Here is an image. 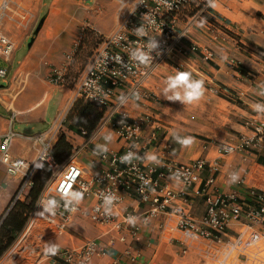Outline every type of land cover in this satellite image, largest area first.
<instances>
[{
    "label": "crops",
    "instance_id": "1",
    "mask_svg": "<svg viewBox=\"0 0 264 264\" xmlns=\"http://www.w3.org/2000/svg\"><path fill=\"white\" fill-rule=\"evenodd\" d=\"M136 1L41 0L31 13L33 17L24 25L25 30L7 33L1 25V30L14 41L15 50L10 59L0 56V65L10 69L9 78L0 79V141L9 130L16 131L18 135L11 146L12 156L32 162L43 147L35 137L51 133L62 122L63 131L74 147L73 152L79 149L78 161L86 171L94 172L108 168L99 159L101 152L123 148L124 142L113 123L118 113L126 110L133 118L147 117L144 139H149L154 130L158 134V140L150 144V163L159 166L166 158L185 163L206 159L208 164L202 172L203 188L211 193L238 191L246 197L248 186L239 180L246 177L264 182L263 141L256 139L251 149L236 153L222 154L218 148L222 142H239L244 137L256 135L247 121L260 119L259 112L264 109L263 102L255 97L259 91H264V75H258L254 70L264 69V57L254 52L257 50L264 56V16L259 15V12L264 14V0H250L241 10L236 9L231 0H210L201 9L195 7L182 12L176 26L178 46L184 52L177 59L168 58L148 76L145 89L149 95L128 98L130 85H127L118 89L91 136L69 128L67 116L78 98L79 80L88 52L98 43L93 39L94 35H89L85 48L72 60L68 59L82 26L86 23L104 36L112 35L130 15ZM27 15L28 12L20 14L22 18ZM42 17L43 25L33 43L16 61V52L34 35L36 27L30 32L32 23H39ZM223 27L232 32L231 35ZM194 45L196 50L192 49ZM207 51L211 52L209 58L206 57ZM55 68L65 73L64 83L51 80ZM178 70L189 71L193 79L204 80V95L192 106L182 104L178 108L176 99L168 98L177 92L184 95L183 88L169 89L167 84V78ZM257 105L261 107L257 108ZM205 108L213 113H203ZM253 109L257 110L256 114ZM198 110L203 111L197 114ZM188 114L193 118L182 123ZM198 120L210 121L217 128L220 126L219 131L210 134L199 130L200 127L195 125ZM188 138L193 142L184 145L182 141ZM167 145L170 146L167 148ZM93 160L96 162L92 163ZM215 164L218 166L215 180L207 183L212 175L211 167ZM161 180L162 186L168 184L176 192L185 190L186 194L175 200L176 206L189 211L197 219L206 213L204 196L195 195L193 189L184 188L171 176ZM20 183L21 177L8 173L0 159V216L9 208ZM123 195L117 212L120 215L125 211L139 214L137 236L134 237L129 230L124 231L126 239H116L112 244L110 239L118 232L98 226L77 213L63 231L40 221L24 248H16L6 264H65L62 258L46 254L45 249L50 244L59 248H77L93 238L99 240L105 253L95 255L90 264H220L219 250L222 247L197 235L185 234L177 227V215L171 214L170 208L143 223L141 216L147 212L150 203L141 201L136 193ZM94 201L90 197L84 203L90 206ZM245 228L244 221H232L227 234L236 235ZM23 235L26 234L23 232ZM9 248L0 259L8 256Z\"/></svg>",
    "mask_w": 264,
    "mask_h": 264
},
{
    "label": "built area",
    "instance_id": "2",
    "mask_svg": "<svg viewBox=\"0 0 264 264\" xmlns=\"http://www.w3.org/2000/svg\"><path fill=\"white\" fill-rule=\"evenodd\" d=\"M205 2L137 0L120 29L109 36L100 34L85 23L68 59L72 60L85 48L89 35H94L93 39L98 43L87 58L77 96L106 107L116 97L118 89L127 85H130L128 98L148 96L149 92L145 89L148 76L168 58H177L184 52L178 46V16L191 8H203ZM2 18L3 14H0V56L10 59L15 43L1 30ZM139 29L143 31L138 32ZM192 49L196 50L197 46L194 45ZM141 55L147 56L148 60L142 63L139 59ZM210 56L211 52L207 51L206 57ZM52 73L53 82H65V73L61 69L55 68ZM9 76V67L0 65V79L7 80ZM146 121L145 116L133 118L128 111L121 110L113 125L124 142L123 148L101 152L99 159L108 168L94 172L86 171L78 161L79 149L72 151L62 162L53 156L51 150L63 130L62 122L51 133L35 137L42 142L43 147L37 159L32 162L12 156L11 146L18 133L14 130L6 132L0 141V159L8 173L21 177L13 204L25 200L35 175L45 163L50 165L52 171L28 215L26 232L39 220L63 231L74 216L81 213L96 225L118 232L112 236L110 243L113 244L116 239L124 241V231L129 230L134 237L137 236L140 228L139 214L125 211L120 215L117 207L123 201V193H136L141 201L150 203L147 212L141 216L143 223H148L159 212L170 208V213L177 215V227L185 234L197 235L222 247L219 250L220 264H264V182L246 177L239 180L248 186L246 197H242L238 191L211 193L202 187V172L208 164L206 159L198 158L185 163L166 158L159 166L150 163V144L158 140V134L154 130L149 139H144ZM255 131L256 135L252 138L220 143L219 152L229 154L246 151L254 145L256 139L263 141L264 146V121L258 123ZM81 134L87 136V130L83 128ZM211 170L212 175L207 183L214 182L217 164ZM168 176L184 188L193 189L195 195L205 197L207 211L201 218L197 219L189 211L176 206L175 200L186 192H176L168 184L162 186L161 179ZM67 184H71V188L65 191L63 187ZM90 197L95 201L86 206L84 202ZM232 221H244L245 230L236 235H228L227 229ZM19 243L9 248L8 256L0 259V264H6ZM54 247L59 251L51 256L62 258L65 264H90L95 255L105 253V248L97 238L89 239L77 248H59L53 244L48 248Z\"/></svg>",
    "mask_w": 264,
    "mask_h": 264
},
{
    "label": "trees",
    "instance_id": "3",
    "mask_svg": "<svg viewBox=\"0 0 264 264\" xmlns=\"http://www.w3.org/2000/svg\"><path fill=\"white\" fill-rule=\"evenodd\" d=\"M106 111V106L78 97L68 113V126L77 132H81L84 128L87 130V136H91L104 118ZM73 148L65 132L61 131L51 152L58 162H62L72 153ZM51 173L50 165L45 163L35 175L34 183L27 193L26 199L18 200L13 204V198L9 208L0 216V257L23 231L28 215Z\"/></svg>",
    "mask_w": 264,
    "mask_h": 264
},
{
    "label": "rangeland",
    "instance_id": "4",
    "mask_svg": "<svg viewBox=\"0 0 264 264\" xmlns=\"http://www.w3.org/2000/svg\"><path fill=\"white\" fill-rule=\"evenodd\" d=\"M40 1L41 0H0V14H3L2 24L1 25L5 29V31L8 33V32H11V31L20 32L22 30H25L26 28H24V25L28 24L29 19L33 17V16H31V13H32L33 10H35V9L38 8L37 6L40 4ZM248 1H250V0H231V3L234 4V7L236 9L241 10V9H244V6L246 7V5H248V3H249ZM208 3H210V0H208V1L205 2V4H208ZM203 4H204V1H203ZM22 12H28L29 15H27L25 18H22L20 16V14ZM259 15L264 16V14L262 12H259ZM37 20H38V18H37ZM36 25H38V22L37 21H34L32 23V25H31L32 28H30V32L35 29L34 27H36ZM223 29L228 34L230 33L227 29H225V27H223ZM231 33H230V35H231ZM232 36L233 37H236V34H233ZM29 42H30V40L26 43V46H22L16 52V54H15V60L16 61L23 55V52L29 46ZM254 52H255V54L260 55L261 57H264L262 53H257V52H259L257 50H255ZM88 53L90 55L92 53V50H89ZM175 59H177V58H175ZM174 61H176V60H174ZM254 70L257 71L256 74L261 75V76L264 75V69L255 68ZM182 94H181V96H183ZM255 97L258 98L261 102H263V106H264V91L263 92L259 91L258 94H255ZM175 104L179 108V106H181L182 104L183 105L184 104H188V105L192 106L194 104V102L193 103H187V102H185L182 99H176ZM201 111H203V110H198V111H196V113L199 114L198 112H201ZM253 112H254V114H256L257 113V110L256 109H253ZM203 113H205L207 115H210L211 113H213V111L207 110L205 108V110L203 111ZM259 113H260V119H258V118H250L247 121V123H248L247 125L249 127L253 128L254 130H256V127H257L258 123H261V121H264V109H263V111H260ZM222 116H223V113H221V118H222ZM192 118H193L192 114H188V115H186V121L185 122L182 121V120L181 121H182V123H188L189 120L192 119ZM195 125H198L200 127L199 130H201V131H203L205 133H210V134L212 132L219 131L218 128H220V126L217 128V127L214 126L215 124H211L210 121H205V120H202V121H199L198 120V122L195 121ZM192 129H194V128H192ZM197 135L198 136H201V137H204L201 134H197ZM251 147L249 149H251ZM40 221H42V220H39L37 223H35L32 226V228L29 231H27V233H26V225H25L23 231L18 235V237L16 238V240L12 244V245H14L18 241L20 242L18 244L17 250L19 248L20 249H23L24 248L23 246H24L25 242L27 241L28 237L31 236L32 231L37 226H39V224L41 223ZM23 232L26 234L25 236L24 235L22 236V233Z\"/></svg>",
    "mask_w": 264,
    "mask_h": 264
},
{
    "label": "clouds",
    "instance_id": "5",
    "mask_svg": "<svg viewBox=\"0 0 264 264\" xmlns=\"http://www.w3.org/2000/svg\"><path fill=\"white\" fill-rule=\"evenodd\" d=\"M138 32L143 31V29L137 30ZM142 63L148 60L147 56L141 55L139 57ZM167 84L169 89L183 88L184 95L181 96L179 92L175 94L174 97H168L169 99H182L187 103H193L199 101L204 95V80L203 79H193L192 73L189 71H177L174 76H169L167 78ZM167 91V90H166ZM260 108V105L256 106ZM193 142L192 138L185 139L182 141L184 145H190ZM71 178V177H70ZM234 180L237 177L233 178ZM65 191L71 188V184H67L63 187ZM54 204L55 201H52ZM59 251L58 248H46L45 253L50 255H55Z\"/></svg>",
    "mask_w": 264,
    "mask_h": 264
},
{
    "label": "water",
    "instance_id": "6",
    "mask_svg": "<svg viewBox=\"0 0 264 264\" xmlns=\"http://www.w3.org/2000/svg\"><path fill=\"white\" fill-rule=\"evenodd\" d=\"M43 22H44V17H42V19L39 21L38 25L36 26V29L34 30V35L31 37V40H30V45L33 43L34 41V38H35V35L39 32V30L41 29L42 25H43Z\"/></svg>",
    "mask_w": 264,
    "mask_h": 264
}]
</instances>
